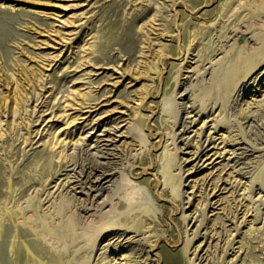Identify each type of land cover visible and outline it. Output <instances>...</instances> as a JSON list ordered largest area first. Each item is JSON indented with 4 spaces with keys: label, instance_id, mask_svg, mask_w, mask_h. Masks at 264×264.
<instances>
[{
    "label": "rangeland",
    "instance_id": "obj_1",
    "mask_svg": "<svg viewBox=\"0 0 264 264\" xmlns=\"http://www.w3.org/2000/svg\"><path fill=\"white\" fill-rule=\"evenodd\" d=\"M262 1L0 0V96H22L0 117V264H113L134 244L101 260L103 239L88 238L108 217L136 226L156 264H190L193 250L195 264H264ZM196 95L195 122L182 103L175 120L162 110ZM207 130L203 146L228 152L180 179ZM125 177L148 212L127 205Z\"/></svg>",
    "mask_w": 264,
    "mask_h": 264
},
{
    "label": "bare ground",
    "instance_id": "obj_2",
    "mask_svg": "<svg viewBox=\"0 0 264 264\" xmlns=\"http://www.w3.org/2000/svg\"><path fill=\"white\" fill-rule=\"evenodd\" d=\"M263 3H264V1H262ZM6 2H2V4H4V5H1V7H5L6 6V4H5ZM258 5V4H257ZM264 5V4H263ZM153 16V15H152ZM156 17V16H155ZM152 23H154V21H152ZM151 26H152V24H151ZM153 27V26H152ZM153 29H155L154 27H153ZM251 36H254V34H252ZM2 43V42H1ZM5 43V42H4ZM3 46V45H2ZM91 48V47H90ZM93 51V50H92ZM252 62V61H251ZM258 66V63H248L247 64V69H246V73L248 74V73H250L255 67H257ZM217 70V69H216ZM25 79H26V76H25ZM222 79H225V76H223L222 78H221V80ZM1 80H4V78L3 79H1ZM221 80L219 79V81L221 82ZM27 81H29L28 79H27ZM3 84H6L7 86H8V82H3ZM11 88V87H10ZM12 89V88H11ZM257 89V88H256ZM8 92V91H7ZM79 94L80 95H82V98L83 99H81L80 100V102H78L77 100L76 101H74L73 103L74 104H79V105H81V106H84L83 105V103H86L84 100V97L86 96V93L85 92H79ZM20 97H22V96H20V90L19 89H16L15 90V88H14V90L12 91L11 90V92H9V93H7L6 95H4L3 97H1L0 96V117L2 116V111L3 112H6V110L7 109H10V110H15V108L17 107V105L19 104V102H20ZM75 97H73V99H74ZM198 98H199V96L198 95H196V96H194L193 98H191V100H189L188 99V101L187 102H184V101H181V102H179V101H177V100H175L176 98H174V100H170L169 98H165L164 99V101H163V104H162V110L164 111V112H167L168 114H170V116L171 117H173L174 118V120L177 118V115H178V112H179V109H177L178 107H179V103H182V106H183V109H185V112H187V113H189L190 115V117H191V120L190 121H188V123L189 122H195V118H192L194 115H199L200 113H202V112H204V107H203V104H204V101H203V98L201 97V98H199L200 100H201V103H200V105L202 104V107L200 106V108H199V110L197 111V112H195L194 114H191V113H193L194 111H195V109H196V104H198L197 102H198ZM73 99L71 100V101H73ZM258 100V99H257ZM262 101H264V95H263V97L260 99V100H258V101H255L257 104V106L258 107H260V106H262L263 105V103H262ZM9 102H13V105L11 106L10 105V103ZM73 103H71V105L73 104ZM78 105V106H79ZM178 105V106H177ZM190 108V110H188ZM254 109V108H253ZM257 110V109H256ZM253 111H255V110H251L250 108H249V106H245V107H241L240 108V111H239V114H240V116H241V118H243V119H245V118H247V117H249V115H251L250 114V112L251 113H253ZM176 112V113H175ZM210 114V113H209ZM215 114V113H214ZM188 115V114H187ZM188 116V117H189ZM239 116V115H238ZM195 117V116H194ZM76 118V117H75ZM74 118V119H75ZM218 118H215L214 117V115H213V117L212 118H210V119H208V116H206V118L205 119H202L203 120V123L201 124V126H200V129L201 128H203L206 124H207V122H209V121H211L212 123H214V125L216 124V120H217ZM189 120V119H188ZM218 121V120H217ZM175 122V121H174ZM187 123V124H188ZM223 123V122H222ZM211 125V124H210ZM209 125V126H210ZM183 126H185V124H183ZM212 127H213V125H212ZM211 127V128H212ZM215 127H216V125H215ZM107 130V129H106ZM179 130H180V128H179ZM184 130L186 131L187 129H186V127H183L182 128V130H181V132H183V133H181L182 134V136H183V134H184ZM203 130V129H202ZM108 131V130H107ZM110 131V130H109ZM199 131V130H198ZM201 131V130H200ZM211 130H209V132H210ZM231 131H233V129L232 130H229L228 131V133H226V134H224V132H223V140H226V141H230V140H234L235 139V137H234V135L235 134H233V132H231ZM180 132V131H179ZM188 132V131H187ZM208 132V130H207V133H206V136H205V138L202 140V142H195V143H193L194 145H193V147H195V149H194V151L189 155V156H187L186 158H182V156L180 157V159H182L181 161H180V163H178L179 164V173L178 174H180L179 176H180V179H183V177L186 175V177L189 175V174H191L192 173V171H194V170H196V169H198V168H202V166L203 167H206L208 164H210V163H213L214 162V160L216 159V158H218V157H221V156H223L224 154H225V152H228L226 149H224L223 148V150L221 149V151H215L214 153L212 152V153H210V151L212 150V148H214L213 146H211V147H209V148H207L206 149V146L208 145H206V146H203V144H206L205 142L206 141H210L209 143H211L212 144V142H214V140L215 139H213L212 138V136H213V134H212V136H211V134ZM201 134V133H200ZM204 134V133H203ZM55 135V134H54ZM114 135V134H113ZM113 135H111V136H113ZM202 135V134H201ZM200 135V136H201ZM106 136H108V138L105 140V141H107V140H113V138H114V136L113 137H111L110 136V133L109 134H106ZM110 136V137H109ZM175 136V135H174ZM185 136V135H184ZM183 136V137H184ZM199 136V135H198ZM199 136V137H200ZM215 136V135H214ZM56 137V136H55ZM58 137V136H57ZM173 138V137H172ZM175 138V137H174ZM174 138H173V144H174V148L175 149H178V151H180L181 150V146H177V142H176V139L174 140ZM188 138H189V135H187L184 139H180L183 143H184V140H187L188 141ZM55 139V141H57V139L56 138H53V140ZM190 139V138H189ZM213 139V140H212ZM199 140V139H198ZM236 140V139H235ZM235 142V141H234ZM61 143V142H60ZM188 143L190 144V142L188 141ZM187 143V144H188ZM192 143V142H191ZM233 143V142H232ZM106 144V143H105ZM111 144H113V143H111ZM184 144H186V142L184 143ZM226 144V143H225ZM224 144V145H225ZM235 144V143H234ZM115 145V144H114ZM210 145V144H209ZM203 146V147H202ZM235 148V147H234ZM107 149V148H106ZM166 149V148H165ZM103 151V150H102ZM177 151V150H176ZM233 151V153L235 152V150H232ZM105 152V151H104ZM231 151H229V153H230ZM113 153V152H112ZM169 154H171V153H169V150H165V160H166V162H165V164H164V166H163V168H162V172H163V182L164 183H167L169 180H168V173H167V171L165 170V167H166V164H167V160H168V158H169ZM215 154H217V156L216 157H213ZM228 154V153H227ZM107 155V154H106ZM235 155V154H234ZM223 158V157H222ZM228 158V157H227ZM226 158V159H227ZM95 159V158H94ZM178 159H179V157H178ZM185 161H188V163H191V167L190 168H187V169H183V166H182V163H184ZM103 171V170H102ZM101 171V172H102ZM104 172V171H103ZM115 174V173H114ZM176 174V173H175ZM96 175H97V173H96ZM99 175V174H98ZM102 175H104V174H102ZM171 175V174H170ZM170 175H169V177H170ZM109 175H105L103 178H106V177H108ZM173 176V175H172ZM97 177H100V175L99 176H97ZM96 178V177H95ZM97 179V178H96ZM95 179V180H96ZM177 179V178H176ZM100 180V179H99ZM185 180H186V178H185ZM101 182V181H100ZM123 182H124V184H127V185H129L131 188H132V191L131 192H127V194L124 196V200L126 201V203H127V205L128 206H133V207H139V208H141L140 210L141 211H144V212H148L149 211V208L147 207V203H148V196L145 194V192H144V188H143V186L142 185H139V184H136V183H133L132 181H131V179H129V178H123ZM218 182V181H217ZM122 184V183H121ZM181 184H182V182H181V180L178 182V183H176V184H171V190L173 191V193H175V195L176 196H178V197H180V198H184L183 196H186V198H187V200L185 201V202H190V198H191V195L192 194H188L187 192L188 191H183L182 189H180V186H181ZM128 186V187H129ZM218 186V185H217ZM193 187V186H192ZM75 188V187H74ZM220 187H218V189H219ZM88 192V191H87ZM96 192H99V191H96ZM214 192V191H213ZM212 192V193H213ZM210 194V193H209ZM215 194V193H214ZM100 195V194H99ZM97 196V195H96ZM260 196V195H259ZM105 197H108L107 195L105 196ZM110 197H111V194H110ZM98 198V197H97ZM185 198V199H186ZM103 199V198H102ZM184 201V200H183ZM104 202V201H103ZM104 203H106V202H104ZM108 206V205H107ZM105 211V210H104ZM107 211V210H106ZM104 213V212H103ZM107 214V213H106ZM188 214V213H187ZM187 214H183V216H184V218L186 219L187 217H188V215ZM104 215H105V213H104ZM107 216V215H106ZM109 216V215H108ZM193 217V216H192ZM108 218H110V219H108V221H103V223H102V225H101V227L99 228V231H98V233H97V235L96 236H94V237H90V238H88L89 239V242H95L96 240H97V238L98 239H103V241L105 242H103L102 244H101V247H99V248H101V249H103V251H101L100 252V258H101V260H103L105 263H108V262H110L111 260H112V258H110L109 257V255L107 254V252H110V251H112V250H115V248H117L118 246H122L123 245V243L121 242L123 239H126L125 240V242L127 241V242H130V245H131V243L132 244H134V245H132L130 248H129V250H128V255L126 256L125 254H121V256H120V260H118L117 262H115V263H113V264H156V259L154 258V257H152L151 256V254H150V251H151V249H152V247H153V245L154 244H151V242H146L145 240H142V239H140L139 237L138 238H136V236L138 235V234H136V231H137V227L136 226H133L132 224L131 225H124V223H122V222H119V221H117V220H112L111 219V217H108ZM194 218V217H193ZM105 219H107V218H105ZM104 219V220H105ZM195 224V223H194ZM199 226V225H198ZM97 228V227H96ZM194 230V229H193ZM94 231V230H93ZM197 232V231H196ZM196 234V233H195ZM86 236H87V234H86ZM131 239V240H130ZM88 242V243H89ZM102 242V241H101ZM100 242V243H101ZM110 247H113V248H111L110 249ZM196 249V248H195ZM137 253V256L139 257V258H141V259H139V261H131L130 260V257L129 258H127L128 256H130V253ZM193 256L192 257H190V264H195L196 262H195V260H194V256H195V251L193 250ZM106 260V261H105ZM128 261H131V262H128ZM112 262V261H111Z\"/></svg>",
    "mask_w": 264,
    "mask_h": 264
}]
</instances>
